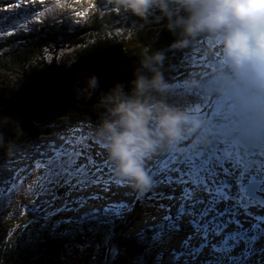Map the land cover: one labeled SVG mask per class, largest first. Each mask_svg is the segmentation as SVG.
I'll return each mask as SVG.
<instances>
[{
	"label": "rangeland",
	"instance_id": "374dc122",
	"mask_svg": "<svg viewBox=\"0 0 264 264\" xmlns=\"http://www.w3.org/2000/svg\"><path fill=\"white\" fill-rule=\"evenodd\" d=\"M70 1L72 0H0V37L2 38L0 41H3L4 38L18 37L21 27L25 26V21L29 26L25 30L33 31L32 26H41V21L44 19L50 24L55 23L57 30L61 29L59 33L61 32L63 37L60 39L64 41L59 42L58 46L52 45L43 48L35 60L43 59L45 61L55 58L56 63L67 66L75 59L76 54L84 52V49L89 48L92 42L98 38L99 41L118 40L124 45V49L115 48L112 54L117 56L119 52L123 51L124 56H132L134 65H139V56L144 53L145 46L144 42H141L137 37L144 35L143 38H150L154 34L153 28H151L154 26H150V23L154 24L158 20L155 17L158 13L155 16H150L147 20H140L131 14H125L109 0H96L95 3L94 0H81L73 7H67ZM75 7L84 12L78 14ZM93 7L97 11H104L103 7H106V10L109 8L105 15L109 16L108 14L112 13L110 22H116L114 27H109L104 32H99L103 28H100L99 31L94 30L99 35L91 34L81 44L69 42V39H66L68 31L65 30V26L67 28L82 27L86 21H89L87 14H93V11L88 12ZM113 8L119 9L118 12L111 11ZM129 19L133 20L134 24H125ZM27 20H30L32 26ZM119 23L122 25L116 26ZM147 23L149 25H146ZM98 27L100 26H97L96 29ZM8 33L14 34L9 35ZM198 39L194 40L195 43L192 42L193 47L190 50L185 51L180 71L167 82L171 86L170 90L176 96L174 107L187 110L197 117L211 104L212 95L211 92L207 94V88L216 90L215 94L220 90L221 83L227 84L225 82L235 75L229 66L225 68L226 74L224 71L209 75L210 66L215 67L217 71L224 65L221 59V45L218 37L210 33H205L202 39L201 37ZM85 44L86 46H84ZM6 46L3 42L0 43V48ZM32 64L35 65L33 67H36L40 65V62L33 61L29 67ZM228 74L229 76H227ZM79 75L83 78L88 77V73L84 71ZM219 77L218 83L212 81L213 78ZM214 80L217 81V79ZM206 94L207 97H205ZM1 111L2 109H0V113ZM212 113L208 112V120L210 115H213ZM231 114L233 115L229 119L219 120L223 123L221 130L217 127H208L205 123L198 139L188 142L184 139L175 145H164L158 148L149 158L160 165H153L148 171L152 177L151 187L143 193L142 191L139 193L140 191L127 186L120 194L119 199L108 204H103L105 201L101 200L96 201L97 204L90 202L87 205L72 206L67 210L62 205L56 208L47 207L46 200L42 198V187L46 186V174L37 167L35 159L24 158V148L16 150V163L11 166V178L7 184H5V178L8 175V164L4 162L0 165V221H9L4 225L5 229L0 228V261L6 250L5 240L10 237L11 231H24V235L32 236L35 232L40 234L38 233L40 230L51 229L53 234L58 236H73L74 232L69 227L73 223L77 228H88L85 237L96 241L98 245H91L90 241H86L89 246L84 247L81 251L83 246L80 247L78 243H75L76 240L72 239L66 244L64 261L68 262L67 264H264V249L255 254H244L245 259L229 257L227 252L233 251L234 254L241 245L242 239H236L234 236L235 243L231 242L233 237L220 243H214L212 239L222 235L221 231L224 226L213 229L212 223L205 222L208 221L211 210L212 213L220 214L219 206L227 201L232 203L236 201L235 204L245 210L243 213L246 210L248 213L251 205L264 204V168L259 166L253 168L251 165L255 162V154L264 152V142H260L254 147H244L241 142L236 140V136L248 125L251 118L264 115V95L262 94L261 99H254L250 105L236 106ZM98 129L99 127L95 129L90 126L77 125L76 127L66 126L50 134H41L33 141L34 146L30 148L26 157L35 156V151L39 148L38 145H41L45 138L54 139L59 145L63 143L61 137L75 139L76 136L84 134L92 146L93 158L98 161L107 160L110 167H107L106 171L110 172L114 180H123L115 174L105 147H99V145H104L105 141L98 135ZM98 143L99 145H97ZM23 144V138H17L12 145L17 148L23 147ZM217 147L237 149L243 154L248 165L241 164L227 156H215L211 150ZM96 153H101V155H96ZM6 155L7 153H5ZM8 156H12V154ZM171 157L175 167L165 168L161 160ZM24 160L28 161L24 162ZM83 160L84 158L81 157L82 162ZM176 173H179V176ZM185 175L187 179L182 178ZM67 179H71L72 183H76L77 180L84 181L86 185L90 177L80 174L67 177ZM85 185H81L84 191L80 195H104L98 186L85 187ZM246 187H256L253 193L258 197L248 195ZM231 189L232 192L229 191ZM216 190L220 196L216 202L213 205H207L206 210L205 208L199 209L203 203L205 206L206 198L204 201L198 198L196 202L194 201L195 194L199 191L216 194ZM141 200L148 206H142ZM223 200L225 201L223 202ZM187 205H194L196 209L188 211L186 210ZM227 212H223L221 216H215L216 219L221 218V220L217 219V222H221L220 225L224 224L226 219H231L229 216L231 212ZM262 214L264 216V212ZM20 220L24 222V229L13 228V225H17ZM233 221L234 219L230 223ZM262 222L264 221L262 220ZM184 227L186 229H183ZM105 231L107 232L104 234ZM201 237L207 243L206 246L201 244L198 249L197 239ZM166 240L167 242H165ZM230 244L233 245L230 246ZM124 245H131V251L128 252V249L123 248ZM106 246L111 247L109 248V257L107 256L105 260L103 249ZM216 250L220 251L215 253ZM148 253L151 255L149 259H147ZM68 255L72 256L70 260H68L70 257ZM207 259L210 261L206 262Z\"/></svg>",
	"mask_w": 264,
	"mask_h": 264
},
{
	"label": "clouds",
	"instance_id": "9594fccd",
	"mask_svg": "<svg viewBox=\"0 0 264 264\" xmlns=\"http://www.w3.org/2000/svg\"><path fill=\"white\" fill-rule=\"evenodd\" d=\"M109 2L125 14H131L140 20H147L154 10H158L168 18L167 27L170 31L179 28L186 37L176 41L173 47H183L188 43L187 37H196L201 33L217 36L224 65L217 71L215 67L210 66L208 74H219L226 71L228 66L235 72V75L228 79L231 80L229 85L221 83L219 91L215 94L216 90L211 92V104L206 111L199 114L200 117L168 104L163 98L171 86L159 71L158 65L161 64L163 56L158 52L142 56L140 67L135 70L134 79L131 81L130 93L125 92L122 85L116 84L102 96L100 103L105 106L107 115L98 129V135L105 141L108 159L115 174L126 181L130 188L145 191L152 185V177L145 167V162L158 148L175 145L184 139L187 142L198 139L205 123L208 127L221 130L223 123L219 120L229 119L237 112L231 114L236 106L250 105L254 99H261L262 94L264 95V0ZM171 2L184 9L186 15L173 19L169 8ZM77 28L78 26H65L67 31ZM200 37L202 39L204 34ZM233 78L238 82L237 85L232 81ZM98 87L99 80L92 75L85 79L83 87L75 89V94L78 99L89 98ZM249 92L250 100L245 97ZM154 93H158L159 98ZM209 111L214 113L211 120H208ZM262 122L264 115L251 118L248 125L236 136V140L244 147H254L264 142L258 138L255 144H245L253 137L264 134ZM0 147H4L8 155L15 149L11 143L5 145L2 141Z\"/></svg>",
	"mask_w": 264,
	"mask_h": 264
},
{
	"label": "trees",
	"instance_id": "16d2710c",
	"mask_svg": "<svg viewBox=\"0 0 264 264\" xmlns=\"http://www.w3.org/2000/svg\"><path fill=\"white\" fill-rule=\"evenodd\" d=\"M79 1L81 0H72L67 7H73L74 4ZM95 2L96 0H94V3ZM103 8L104 11H97L95 7H93L92 10H89L88 12L93 11V14H87L89 21H86L85 24H83V26L80 28L68 31V37L66 39H69L68 41L71 43L74 42L81 44V42L87 39L91 34L99 35L94 30L99 31L100 28H103V30L99 32H104L108 30L109 27H114L116 22H110L112 13L110 12L108 14L109 16H106L105 13L108 12L109 8L107 10L106 7ZM169 8L170 10L175 9L172 11L173 19H175L177 16L186 15L184 9H182L175 2H171L169 4ZM75 10L79 13L84 12L80 9H77L76 7ZM115 10L116 9L113 8L111 11ZM156 13H158L157 16H155ZM153 15L158 18L154 24L150 23V26H154L151 27L153 28L152 32H154V34L150 38H143L144 35L137 37V39L140 38L139 40L141 42H144L143 44L145 46L144 53L139 56V60H141L142 56L145 54L152 55L157 52L160 53L163 56V60L161 64L158 65V68L165 81L168 82L172 80L174 76L180 71L183 64V56L186 54L185 51L187 52L190 50L193 47V43H195L194 40L198 39L200 35L205 33H201L196 37H187L188 43L183 47H173V44L176 41L185 39L186 37L182 35L181 29L179 28H177L175 31H170L167 27L169 23L168 18L158 10H154ZM27 21L29 22L30 20ZM107 23L110 24L108 25ZM132 23L134 24L133 20L131 19L125 22L127 25ZM24 24L25 26L24 28L21 27L18 37L4 38L3 41H0V43L3 42L4 45H7L6 47L0 48V99L7 98L11 93L17 91L21 83L30 73L44 69L50 65L62 64L56 63L55 58H50L45 61H43V59L35 60L40 55L43 48L52 45L58 46L59 42L64 41L60 39L63 37L62 33H59V30L61 29L57 30L55 23L50 24V22H46L44 19L41 21V26H32V23L29 22V25L32 26L33 31L25 30L29 26L26 21ZM120 25L122 24L119 23L116 26ZM146 25H149V23ZM97 26L100 27L96 29ZM0 39L2 38L0 37ZM95 40L96 41H93L89 48L87 47L88 49H84V52L76 54V57L73 61L82 55L89 54L101 48L116 44L123 45L121 42L115 39L99 41L97 38ZM84 46H86V44ZM124 58H128L130 62L127 69L136 70L140 67V63L139 65H134L131 55H126ZM33 61L40 62V65L33 67L35 65L32 64L31 67H29V64L33 63ZM78 75L79 74L75 76L76 82L85 81L86 77L83 78ZM131 87L132 85L130 82L125 86L124 91L130 93ZM154 95L159 98L158 93H154ZM163 98L168 104L174 105V99L176 96L171 90H169ZM100 101L101 100L87 104L56 106L51 110L39 115L20 113L2 117L0 118V141L7 145L9 143L14 144L17 138H23L24 146L22 145L23 147L19 146L15 148L18 150L28 146L29 144H32L33 141H35L41 134H50L55 130L66 126L76 127L77 125H80L82 127L90 126L96 129L100 127L103 119L107 115L105 106L102 105ZM0 109H2L0 113L1 116L5 109L3 106H0ZM97 145H99V143ZM5 153V148L0 147V162L8 157V154L5 156ZM143 192L144 191H142V193ZM141 205L145 207L148 206V204L142 200ZM8 222L9 221H0V228L5 229L4 225L8 224ZM24 226L23 220H20L18 221L17 225H13V228L24 229ZM69 227L74 232L73 236H58L53 234V230L51 229L40 230L38 232L40 234L35 232L32 236H30V234L24 235V231H18L16 229L14 232L11 231L9 235L10 237L5 240L6 250L1 257L0 264H67L68 262L64 261L66 254V244L72 239L76 240L75 243H78L80 247L83 246L80 249L81 251L84 247L89 246L86 241H90L91 245L97 244L96 241L92 239L89 240V237H85L88 228H77L73 223H71V226ZM106 232L107 231H105L104 234ZM165 242H167V240ZM110 247L111 246H106V248L103 249V252L105 253V260L107 259V256L109 257ZM122 247L128 249V252L131 251V245H124ZM150 256L151 255L149 254L147 259H149ZM71 258L72 256H70L68 260Z\"/></svg>",
	"mask_w": 264,
	"mask_h": 264
},
{
	"label": "snow or ice",
	"instance_id": "6c2138e0",
	"mask_svg": "<svg viewBox=\"0 0 264 264\" xmlns=\"http://www.w3.org/2000/svg\"><path fill=\"white\" fill-rule=\"evenodd\" d=\"M119 9H117L118 11ZM12 35L14 33H8ZM203 43V42H201ZM63 143L57 144L54 139H44L43 143L35 151V159L37 167L46 174V186L42 187L43 196L46 200V206L49 208H56L62 205L65 210L72 206L87 205L90 202L92 204L96 201L104 200L108 204L113 200H117L120 194L128 186L124 180H114L110 172L106 171L108 165L107 160H95L92 156L91 144L88 142V137L84 134L76 136L75 139L69 137H61ZM104 148V145H99ZM211 152L218 157L227 156L232 160L238 161L241 164L248 165L245 161V157L237 149H225L223 147H217ZM17 152L14 149L12 156H8V175L5 178V184H7L11 178L12 168L11 166L16 163L15 156ZM101 155V153H96ZM167 157L168 154L166 153ZM255 162L252 163V167L257 166L264 168V152L256 153ZM81 157L84 158L83 162ZM160 159V157H157ZM161 163L165 168L172 166L175 167L172 157L161 160ZM160 166L156 164L153 159H149L145 163L146 169L149 171L151 167ZM83 174L86 177H90V180L85 185L84 181L77 180L76 183H72L71 179L74 175ZM179 176V173H176ZM187 179L185 175L182 177ZM85 187L98 186L100 191L104 195L84 196L80 195L84 191Z\"/></svg>",
	"mask_w": 264,
	"mask_h": 264
},
{
	"label": "water",
	"instance_id": "95a60500",
	"mask_svg": "<svg viewBox=\"0 0 264 264\" xmlns=\"http://www.w3.org/2000/svg\"><path fill=\"white\" fill-rule=\"evenodd\" d=\"M115 48L124 49L121 44L111 45L82 55L68 66L50 65L30 73L17 91L0 99V106L5 107L0 118L20 113L39 115L56 106L94 103L116 84L122 85L124 89L134 79L135 70L127 69L130 62L124 58L123 51L117 56L112 54ZM83 71L88 73V77L95 75L99 87L91 97L78 99L75 89L83 87L84 81L76 82L75 76ZM258 138L264 140V134L253 137L245 143L246 146L255 144ZM246 189L251 197H258L253 193L256 187Z\"/></svg>",
	"mask_w": 264,
	"mask_h": 264
},
{
	"label": "bare ground",
	"instance_id": "6f19581e",
	"mask_svg": "<svg viewBox=\"0 0 264 264\" xmlns=\"http://www.w3.org/2000/svg\"><path fill=\"white\" fill-rule=\"evenodd\" d=\"M230 81L231 80H229V81L227 80L225 83L228 84V83H230ZM232 81L235 82L236 79H232ZM237 83L238 82H235L236 85H237ZM256 92H258V90H256ZM250 93L251 92H249L248 95H245V97H247V98L249 97V100L251 99L250 98ZM212 114L213 115H212L211 118L209 117V120H211L213 118L214 113H212ZM229 191L232 192V189L229 190ZM218 194H219L218 190H216V194L215 193H209L208 194V192L199 191L197 194H195L194 201L197 202V199L198 198L199 199H203V201H204L205 198H206V200H205L206 201L205 206H203L204 205V203H203L200 206V208H199V209H202L203 210L207 205H211V204L213 205V203L216 202V200L220 197V196H218ZM224 201L225 200H223V202ZM227 202H224V203H222L219 206L218 212L221 210L220 211V214H217L216 213L214 215H211L210 217H208V221L207 220L205 221L206 223L207 222L212 223L213 229H219L218 227H220V226L222 227L223 224L220 225L221 222L220 221L217 222V219L218 220H221V218H217L216 219L215 216H217V215L218 216H221L223 214V212L229 211V212H231V215L230 216H232V218L234 219V221L232 223H230L228 226L225 227V229H223L221 231L222 232V235L221 236H215L212 239V241L214 243H220V242H223V241L227 240L229 237H233V239L231 240V242L232 243H235L236 240H234L235 239L234 236L235 235H238L237 239H239V238L242 239L241 240V245L238 248L235 247V248H237V250H235V253L234 254H233V252H227V255L229 257H232L233 256L235 258L240 257L241 259L244 258V254H255L258 251H260L261 249H264V235H263V232H264V222H262V220L264 221V216H262L263 215L262 213L264 212V204H260V205L258 204L257 206L251 205V207H249L250 209H248V211H249L248 213H250V214H248V213H246L247 210H246V212L243 213V210L244 209H240V207L235 204L236 201L234 203H232V202H228L227 203ZM253 206H255V207H253ZM192 209L194 210V209H196V207L194 205H187L186 206V210L189 211V210H192ZM206 209L207 208H205V210ZM200 213H202V212H200ZM225 216H227V215H225ZM210 220H211V222H210ZM216 222H217V224H216ZM191 223H192V221H191ZM189 225H191V224L189 223ZM183 229H186V228L184 227ZM197 240H198L197 242L200 245V243L202 241H204V238L201 237L200 239L198 238ZM206 240H208V239H206ZM243 240H245V241H243ZM242 241H243V243H242Z\"/></svg>",
	"mask_w": 264,
	"mask_h": 264
}]
</instances>
